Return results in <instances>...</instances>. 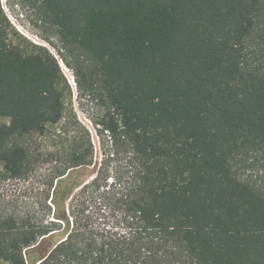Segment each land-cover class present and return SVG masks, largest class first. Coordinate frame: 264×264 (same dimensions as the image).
Here are the masks:
<instances>
[{"label":"trees","instance_id":"1","mask_svg":"<svg viewBox=\"0 0 264 264\" xmlns=\"http://www.w3.org/2000/svg\"><path fill=\"white\" fill-rule=\"evenodd\" d=\"M27 1L77 98L100 109L102 158L93 180L75 183L93 148L74 137L51 199L69 179L65 239L45 248L56 228L2 221L0 260L264 264V0ZM72 97L54 55L0 3L6 177L28 174V137L66 123Z\"/></svg>","mask_w":264,"mask_h":264},{"label":"rangeland","instance_id":"2","mask_svg":"<svg viewBox=\"0 0 264 264\" xmlns=\"http://www.w3.org/2000/svg\"><path fill=\"white\" fill-rule=\"evenodd\" d=\"M0 3L7 20L17 32L46 47L54 55L73 94V112L66 123L48 127L44 136L28 137L32 153V165L28 174L19 179H11L6 177L0 168V222L12 219L18 226L30 224L40 228H56L55 234L45 245V248H49L66 237V223L62 218L69 220V199L63 201L62 197L69 191V179L58 191L56 205L51 199L58 173L69 167V154L74 137L85 142L89 138L93 155L91 165L72 171L73 181L84 185L93 180L99 171L102 158L99 128L92 123V118L100 113V109L94 103L80 102L77 98L75 85L71 84L72 71L65 67L59 56L60 44L55 37L50 39L52 45L42 40L45 33L28 9V1L0 0ZM255 177L264 183V173L261 172ZM33 260L36 261L37 258L34 257ZM0 264L6 263L0 260Z\"/></svg>","mask_w":264,"mask_h":264},{"label":"built area","instance_id":"3","mask_svg":"<svg viewBox=\"0 0 264 264\" xmlns=\"http://www.w3.org/2000/svg\"><path fill=\"white\" fill-rule=\"evenodd\" d=\"M71 84L75 85L73 78H72V82H71ZM72 87H73V86H72Z\"/></svg>","mask_w":264,"mask_h":264}]
</instances>
